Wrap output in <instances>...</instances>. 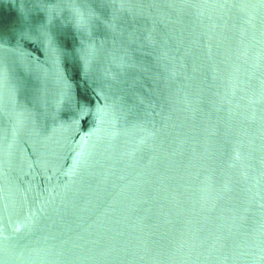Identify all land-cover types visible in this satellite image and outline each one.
Returning <instances> with one entry per match:
<instances>
[{"label":"water","instance_id":"1","mask_svg":"<svg viewBox=\"0 0 264 264\" xmlns=\"http://www.w3.org/2000/svg\"><path fill=\"white\" fill-rule=\"evenodd\" d=\"M0 264H264V0H0Z\"/></svg>","mask_w":264,"mask_h":264}]
</instances>
